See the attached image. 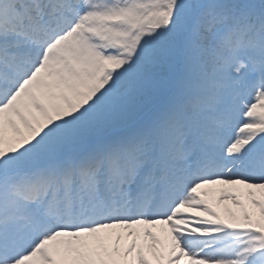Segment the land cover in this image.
<instances>
[{
  "label": "snow or ice",
  "instance_id": "1",
  "mask_svg": "<svg viewBox=\"0 0 264 264\" xmlns=\"http://www.w3.org/2000/svg\"><path fill=\"white\" fill-rule=\"evenodd\" d=\"M0 264H264V0H0Z\"/></svg>",
  "mask_w": 264,
  "mask_h": 264
}]
</instances>
